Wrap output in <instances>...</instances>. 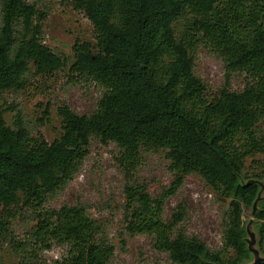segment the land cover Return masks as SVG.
Segmentation results:
<instances>
[{
	"label": "trees",
	"instance_id": "16d2710c",
	"mask_svg": "<svg viewBox=\"0 0 264 264\" xmlns=\"http://www.w3.org/2000/svg\"><path fill=\"white\" fill-rule=\"evenodd\" d=\"M71 5L89 20L96 42L75 43L70 71L104 93L90 115L60 107L63 133L51 144L42 135L33 138L19 116L12 129L4 118L12 108L0 110V244L11 243V222L22 204L34 210L37 241L46 250L47 242L66 249L54 264H111L116 249L84 207L47 208L79 174L95 139L114 144L120 164L130 170L144 153L161 150L170 161L174 181L159 196L152 197L145 184L128 188L127 235L153 236L156 249L176 264H250L254 254L244 221L249 216L264 257V162L253 160L261 170L257 180L244 175L249 158H264V0ZM46 17L27 0H0V93L23 90L31 67L38 76H51L67 66L45 44ZM200 47L217 53L228 75L245 74L246 87L235 92L224 86L209 98L195 74ZM192 174L230 200L221 251L179 227L187 216L183 203L165 218L166 202Z\"/></svg>",
	"mask_w": 264,
	"mask_h": 264
},
{
	"label": "rangeland",
	"instance_id": "374dc122",
	"mask_svg": "<svg viewBox=\"0 0 264 264\" xmlns=\"http://www.w3.org/2000/svg\"><path fill=\"white\" fill-rule=\"evenodd\" d=\"M35 4L47 17L44 21L45 44L57 55L67 61V66L51 76H38L33 67L25 76V88L0 93V110L6 124L16 129L17 117L23 121L33 138L40 135L52 143L63 133V123L59 116L60 107L67 105L80 115H90L96 110L97 103L104 91L97 85L74 76L70 67L74 62L73 46L77 41L94 44V29L89 20L71 5V0H27ZM195 74L208 88V97L213 98L224 86L235 92L242 91L248 82L245 74L228 75L222 58L215 52L200 47L194 54ZM259 129L264 131L260 125ZM120 151L114 145H103L92 140L90 154L79 174L69 186L52 197L48 209L63 206L84 207L90 216L97 220L107 233V238L116 251L111 264H176L168 254L156 249L155 238L151 235L130 237L125 231V208L128 201V188L145 184L152 197L159 196L169 188L174 176L170 161L164 151L144 153L139 158L136 170L120 164ZM249 158L244 175L247 179L257 180L261 170ZM261 198H264V182ZM228 199L217 194L198 174L188 175L176 196L165 205V218L170 219L174 209L183 203L187 210L186 219L179 225L190 235L198 236L210 250L223 249V216L228 210ZM18 215L11 222V243L0 244V264H19L22 260L31 264H54L65 254L66 249L51 242L45 249L34 236V210L22 204ZM251 214V213H249ZM248 231L247 242L254 254V264L259 254L257 249V229L253 219L245 217Z\"/></svg>",
	"mask_w": 264,
	"mask_h": 264
},
{
	"label": "water",
	"instance_id": "95a60500",
	"mask_svg": "<svg viewBox=\"0 0 264 264\" xmlns=\"http://www.w3.org/2000/svg\"><path fill=\"white\" fill-rule=\"evenodd\" d=\"M260 199V198H259ZM256 210H257V206L255 205L254 206V213L256 212ZM256 256H257V258H256V260H255V263L254 264H260L261 263V261H260V259L258 258L259 257V254H258V252H256Z\"/></svg>",
	"mask_w": 264,
	"mask_h": 264
}]
</instances>
